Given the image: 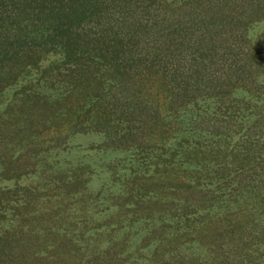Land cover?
Listing matches in <instances>:
<instances>
[{"label": "rangeland", "instance_id": "374dc122", "mask_svg": "<svg viewBox=\"0 0 264 264\" xmlns=\"http://www.w3.org/2000/svg\"><path fill=\"white\" fill-rule=\"evenodd\" d=\"M237 1L236 9L251 4ZM192 2L183 1L182 13ZM199 2L197 51L205 54L196 69L202 71L185 77L184 91L166 87L172 101L162 105V135L159 125L144 127L150 121L142 114L93 120L95 111L86 109L90 94L72 107L66 129L56 123L47 129L51 121L42 129L32 124L34 115L62 120L64 108L47 101L55 97L57 76L48 77L47 87L33 67L29 83L20 82L24 74L21 86L10 77L2 82L0 189L8 191L0 193V209L7 219L34 216L30 223L44 229V249L51 246L53 255L71 248L70 262L85 264H264V7L244 10L242 23L231 29L230 50L215 64L204 57L221 54L220 11H232L233 0ZM232 69L237 81L228 82L224 74ZM29 121L32 144L30 135H21ZM22 144L29 147L18 169L10 160L19 158ZM31 233L34 245L40 232Z\"/></svg>", "mask_w": 264, "mask_h": 264}, {"label": "trees", "instance_id": "16d2710c", "mask_svg": "<svg viewBox=\"0 0 264 264\" xmlns=\"http://www.w3.org/2000/svg\"><path fill=\"white\" fill-rule=\"evenodd\" d=\"M183 1L148 0L140 7L138 0H0V86L8 77L13 78V85L18 81L16 85L21 86L19 78L23 84L29 83V68L33 67L35 74L39 70L37 74L46 76L47 87L51 85L48 77L57 76L53 77L57 88L55 97H47V101L57 103L56 109L64 108L62 120L52 119L50 113L46 121L42 120L45 113L34 115L36 121H32V124L36 126L40 123L42 129L46 128L42 122L50 121L47 129L55 126L54 123L66 129L68 119L73 118L71 110L89 99L87 94L92 95L86 109L95 111L93 120L104 113L110 117L114 115L117 122L130 121L142 114L144 120L153 122H145L144 127L152 128L154 125L156 128L162 123V105L172 101V98L166 99V87L174 93L181 88L184 91L185 77L201 70L196 69L197 57L205 54L197 51L201 42L198 34L201 18L196 12L200 8L199 0H193L195 3L192 2L194 5L189 7L187 14L182 13ZM237 3V0H233L232 11H220L225 45L220 55L207 52L208 55L204 57L211 61L213 59L215 64L230 50L234 40L229 37L231 29H236L237 24L242 23L246 9L241 8V4L236 9L234 5ZM250 3L248 11L259 12L264 7V0H251ZM225 26L227 36L223 33ZM214 41L212 39L211 43ZM209 49L210 43L207 51ZM234 70L224 74L226 81L232 82L233 76L230 75ZM140 74L145 75L139 77ZM214 83L220 84L218 77ZM20 98L22 102L25 96ZM175 102L173 100L171 106ZM22 104L28 106L25 102ZM30 106L36 107L33 104ZM42 107L39 108V111L42 109L40 112L44 111ZM32 124L29 121L21 129V135L32 137L27 144L35 141ZM40 127L36 128L41 130ZM141 127L138 124L133 128L135 137ZM160 127L162 135L165 131L163 126ZM19 128L20 123L16 130ZM123 132L122 136L126 138V129ZM150 132H155V129ZM27 144L20 145L19 158L17 156L10 160L17 164L18 169L24 165L22 158L29 147ZM34 145L37 147L38 143ZM34 157L29 159L33 167ZM2 166L3 163L0 168ZM17 186L13 182V187ZM7 191L0 189L2 195ZM21 208L24 210L23 206ZM3 212L4 209H0V264H85L83 260L70 262V247L69 251L65 248L68 252L66 256L62 253L53 255L49 245H45L44 249L43 240L47 237L42 227L37 228L30 223L34 216L19 218L13 213L7 219ZM31 230L40 232L32 238L38 240L34 245L29 238L33 234Z\"/></svg>", "mask_w": 264, "mask_h": 264}]
</instances>
